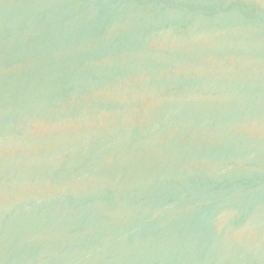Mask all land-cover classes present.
Masks as SVG:
<instances>
[{"label": "water", "instance_id": "obj_1", "mask_svg": "<svg viewBox=\"0 0 264 264\" xmlns=\"http://www.w3.org/2000/svg\"><path fill=\"white\" fill-rule=\"evenodd\" d=\"M0 264H264V0H0Z\"/></svg>", "mask_w": 264, "mask_h": 264}]
</instances>
